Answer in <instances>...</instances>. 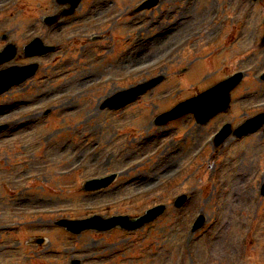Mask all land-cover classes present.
<instances>
[{
    "label": "rangeland",
    "instance_id": "1",
    "mask_svg": "<svg viewBox=\"0 0 264 264\" xmlns=\"http://www.w3.org/2000/svg\"><path fill=\"white\" fill-rule=\"evenodd\" d=\"M141 1L82 0L46 25L43 17L59 9L54 0H0V49L17 47L0 68L38 64L0 94V264H264L263 128L209 142L223 121L234 128L264 110V0H160L132 14ZM210 2L215 17L200 21ZM190 20L200 23L188 39L181 33ZM34 37L55 50L22 55ZM236 70L245 75L225 112L203 125L191 115L153 125ZM160 74L163 82L137 101L100 109ZM111 173L106 188L83 191L85 180ZM179 195L187 200L176 209ZM160 203L163 214L134 231L71 234L54 225L132 217ZM198 213L204 225L191 233Z\"/></svg>",
    "mask_w": 264,
    "mask_h": 264
},
{
    "label": "water",
    "instance_id": "2",
    "mask_svg": "<svg viewBox=\"0 0 264 264\" xmlns=\"http://www.w3.org/2000/svg\"><path fill=\"white\" fill-rule=\"evenodd\" d=\"M60 3L69 2L70 8L64 11V14H69L77 6L79 0H57ZM157 0H146L136 10L148 8L153 6ZM56 16L45 17V22L52 23ZM5 38V36H2ZM264 43V36L262 38ZM53 47L43 46L38 38H35L31 43L24 47V53L26 56L42 54L52 50ZM16 48L12 44H7L2 51H0V64L5 63L13 58ZM36 69V64H30L27 66H8L0 69V93L6 91L14 84H18L31 76ZM241 74H235L232 77L224 80L210 89L198 94L196 97H192L183 102L178 103L172 109L158 115L154 122L156 124H164L165 122L175 119L186 113H193L197 122H205L212 114H215L221 109H224L229 101L228 92L239 82ZM162 77L154 78L146 83L140 84L134 88L116 93L113 96L105 99L101 108L108 107L111 109H117L125 104L135 100L146 89L151 88L157 84ZM264 123V113H260L247 119L242 125L235 130L236 136H242L249 132H253L258 129ZM229 132L228 126L223 130L218 138H224ZM113 178V175L94 179L85 183L84 189L95 190L106 186ZM261 193L264 194V184L261 189ZM184 201V196H180L175 201V205L179 207ZM164 210L163 205L156 206L154 208L145 211L144 215L130 220L127 216H114L107 219H102L98 216H92L91 218L79 221L59 220L58 225L64 226L68 231L73 233H79L84 229H96V230H108L112 227L119 226L122 229L134 230L141 227L143 224L154 220ZM203 223V216H199L192 230L199 228ZM72 264H77V261H73Z\"/></svg>",
    "mask_w": 264,
    "mask_h": 264
},
{
    "label": "bare ground",
    "instance_id": "3",
    "mask_svg": "<svg viewBox=\"0 0 264 264\" xmlns=\"http://www.w3.org/2000/svg\"><path fill=\"white\" fill-rule=\"evenodd\" d=\"M186 4H193V1L192 0H186ZM214 8H215V5L211 4V2H210L203 9V13L201 15H199L200 21L204 20L207 16L215 17L216 14H214V13H215L216 10ZM188 9L189 8L187 7V10ZM211 13H213V14H211ZM185 18H187L186 15H185ZM200 21L199 22H195V21H192V20L188 21L187 28L181 34L185 33V34H187L189 36L188 39L191 38L196 31H199V28L197 29L196 26L199 25ZM213 29H214L213 27L210 28V31L213 30ZM185 37H187V36L186 35L182 36L181 40L184 39ZM179 44H180V40L175 39L172 42H170L169 45H170L171 48H173L174 46H176V45L178 46Z\"/></svg>",
    "mask_w": 264,
    "mask_h": 264
}]
</instances>
